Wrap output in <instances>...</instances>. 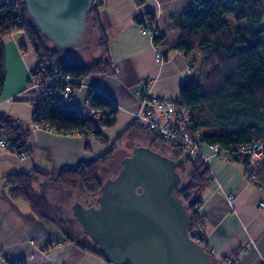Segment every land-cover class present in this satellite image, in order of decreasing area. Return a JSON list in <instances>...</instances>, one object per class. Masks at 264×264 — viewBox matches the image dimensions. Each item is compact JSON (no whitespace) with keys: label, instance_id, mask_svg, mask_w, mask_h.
<instances>
[{"label":"trees","instance_id":"16d2710c","mask_svg":"<svg viewBox=\"0 0 264 264\" xmlns=\"http://www.w3.org/2000/svg\"><path fill=\"white\" fill-rule=\"evenodd\" d=\"M135 1L139 5L145 2ZM102 2L95 0L96 4L88 15L86 31L72 48L77 50V45L85 43L83 47L86 48L95 46L98 55L77 60L64 58L61 49L50 44L26 12L22 0H0V96L6 77L4 39L12 33L21 32L37 59L32 71L44 77H52L53 69L59 73V81L56 79V82L47 84V95L42 91L34 93L27 90L32 96V126L57 134L92 136L100 145L107 146V149L88 162H81L74 167H62L54 179L36 169L8 174L3 178L7 194L11 199L23 200L38 220L57 229L59 237L46 242L42 246L43 251L58 244H73L81 251L91 252L111 264L97 253L92 241V245L86 243L85 235L81 237L78 234L75 217L70 214L72 204L68 210L57 201L47 198L49 188L62 192L66 203H70L76 191L77 195L94 199L100 194L103 184L100 170L110 165L123 137L128 138L134 130L142 128L149 147L169 151L170 158L174 160L183 158L177 168L182 177L181 183L174 195L186 205L188 228L192 237L193 233L199 234L200 226L204 225L197 194L208 185L210 178L207 167L198 157L184 155L178 147L156 137L137 121L128 125L112 141L108 140L102 130L115 126L118 108L102 91L90 89L86 97V105L90 109L101 111L97 120L84 117L82 109L67 105L56 97V93L64 88L60 80L66 77L78 82L94 74H114L108 36L99 20ZM263 15L264 6L256 0H191L177 18L176 50L193 59L199 57L201 76L198 85L180 87L178 97L189 113L192 131L200 132L206 144H217L228 149L264 142ZM146 20L149 26L155 22L153 14H147ZM138 22L142 24V21ZM160 38V35L154 36L153 43L156 44ZM78 87L75 84L72 86L71 98ZM29 134L28 126L0 112V139H6L16 155L24 154L25 158L31 155L27 146ZM235 161L244 165L249 181L256 180L257 185L264 187V159L256 164L251 163L247 157ZM38 179H42V182L35 188L33 183ZM203 239L197 241L207 250ZM210 258L214 264H229L211 253ZM11 262L16 264V260ZM17 264L23 263L17 260Z\"/></svg>","mask_w":264,"mask_h":264},{"label":"crops","instance_id":"0c3cea01","mask_svg":"<svg viewBox=\"0 0 264 264\" xmlns=\"http://www.w3.org/2000/svg\"><path fill=\"white\" fill-rule=\"evenodd\" d=\"M256 1L264 6V0ZM190 2L145 0L139 5L135 0H103L99 20L108 36L114 74L84 78L70 106L83 109L90 89L105 93L118 108L115 126L102 130L108 140L112 141L136 121L132 113L138 106L136 91L143 80L152 79L151 94L162 98L178 97L180 87L190 88L200 83V60L176 50V21ZM147 14H153L161 36L156 44L139 28V20L147 24ZM261 24L264 26V15ZM154 49L162 52V62L156 60ZM4 51L6 77L0 112L28 126L27 146L31 155L21 159L8 145L0 146V264L13 260L16 264L17 260L23 264H77L82 252L71 245L42 250L46 242L59 237L57 229L38 220L23 200L11 199L3 178L11 173L36 169L54 179L62 167L88 162L107 146L100 145L92 136L57 134L33 127L32 96L24 89L30 70L37 64L36 56L21 32L5 38ZM141 136L149 146L145 132ZM210 169L214 178L197 194L207 250L227 262L237 259V264H264V204L261 205L264 187L257 185L255 179H247L242 163L216 158L211 161ZM40 181L42 179L34 181L37 187ZM228 195L233 196L232 202L227 199ZM95 260V264L106 263L100 257Z\"/></svg>","mask_w":264,"mask_h":264},{"label":"water","instance_id":"95a60500","mask_svg":"<svg viewBox=\"0 0 264 264\" xmlns=\"http://www.w3.org/2000/svg\"><path fill=\"white\" fill-rule=\"evenodd\" d=\"M28 15L55 48H74L86 31L95 0H24ZM174 160L136 147L106 179L95 205H71L97 253L111 264H214L191 237L186 205L174 195L181 183Z\"/></svg>","mask_w":264,"mask_h":264},{"label":"built area","instance_id":"2783aa9c","mask_svg":"<svg viewBox=\"0 0 264 264\" xmlns=\"http://www.w3.org/2000/svg\"><path fill=\"white\" fill-rule=\"evenodd\" d=\"M22 1L25 7V2L24 0ZM139 28L143 34H146L152 40V43L153 37L159 35L156 24L149 26L142 23L139 25ZM154 55L157 61L162 62L164 60L162 52L158 49H154ZM52 73V77H44L42 74H35L30 70L27 82L28 86H25L26 92L27 90L34 93L42 91L44 95H47L49 93L46 90L47 84L56 82V79L59 81L57 69H53ZM83 80L84 78L75 82L69 77L61 79L60 82L64 83V88L56 93V97L65 104L70 105L72 86L74 84L78 85L79 89L83 86ZM152 82V79L143 80L136 91L139 108L132 113L134 119L144 123L156 137L169 145L178 147L184 155L198 157L210 171V179L214 178V174L210 169V163L213 159L224 158L234 161L247 157L250 162L253 161L255 163L264 157V142H256L250 146L228 149L221 148L217 144L204 143L202 141L203 135L198 131H192L191 118L181 99L179 97L162 98L153 96L150 90ZM82 112L84 117H91L95 120L101 115V111L90 109L89 105H85ZM6 145H8L7 140L0 139V146ZM17 156L21 159L25 158L24 154H17ZM252 178L255 177L253 176ZM227 199L232 202L233 196L228 195ZM263 204L261 203V205ZM199 231V234L193 233L192 235L195 240L205 238L204 225L200 226ZM237 262V259L228 261L229 264H237ZM8 264L13 263L9 262Z\"/></svg>","mask_w":264,"mask_h":264},{"label":"rangeland","instance_id":"374dc122","mask_svg":"<svg viewBox=\"0 0 264 264\" xmlns=\"http://www.w3.org/2000/svg\"><path fill=\"white\" fill-rule=\"evenodd\" d=\"M231 26L233 28L234 27V24L232 23ZM262 39L264 40V37H262ZM48 41L50 42V44H52V42L49 39H48ZM84 45H85V43H84ZM84 45H77V50H74V49L69 48V47L66 50H61L62 51V54H63V57L64 58H68V59L83 60L84 58L98 55V51H97V49H96L95 46H93L94 48L93 47L92 48H86V47H83ZM194 59L195 60H199V57H195ZM138 106H139V100H138ZM138 106H137V108L134 111L138 110V108H139ZM137 122L144 129L150 131L149 128L144 123H142L140 121H137ZM144 131L145 130H143L142 128H139V129L134 130L133 131L134 133H132L131 136H129L128 138H126V137L124 138L123 137L122 141L117 146V152H116L115 156L113 157L110 165H108V166H106V167H104L103 169L100 170V177L102 178L103 182L106 179L112 178V177H114L117 174V172L122 167L123 161L128 156H130L132 154L133 150L136 147H149V146H146L147 143L145 141V138L143 136H141ZM149 148L152 149V150H154V151H156V152H158V151L159 152H162V153H164L168 157H170V155H171L170 152L167 151V150L166 151H161L159 149H156L155 150V148H151V147H149ZM263 159H264V157L261 160L257 161V162H260ZM225 160H227V159H225ZM257 162L254 163L253 161H251V163H253V164H256ZM208 173L210 174V171L209 170H208ZM34 187L35 188H38L37 185H36V183H34ZM77 194L78 193L76 191L72 195L71 201L74 200L72 203H71V201H70V203H69V201H67V203H66V201H64L65 198H64L62 192L57 191L55 188H49V191H47V198L49 200H51V201H57L59 204H62L65 207V209H68L69 210V206L71 204L75 203V202H80L84 206H87L88 204H91V203H92V205H95V198L100 195L99 194L98 196L94 197V199H92L91 197H87V196L82 195V194L81 195H77ZM61 201H63V203H60ZM70 214H72V211H70ZM75 227L77 229L78 234L81 237H83L84 234L82 232L81 225L76 220V218H75ZM84 237H85L84 238V241L86 243H91V245H92L91 238H89L87 235H85ZM203 240L205 241L206 240V237ZM31 243H33V241ZM58 245H66V244H58ZM58 245H56V246H58ZM67 245H71V246L75 247L77 250H80L76 246H74L73 244H67ZM46 251H48V250H46ZM81 252H82V254H81L82 257H81V259L78 262H76L77 264H95L96 261H97L95 259H99L98 256L92 254L91 252H87V251H81ZM100 261H101L100 263H104L103 260H100Z\"/></svg>","mask_w":264,"mask_h":264},{"label":"flooded vegetation","instance_id":"af4514ba","mask_svg":"<svg viewBox=\"0 0 264 264\" xmlns=\"http://www.w3.org/2000/svg\"><path fill=\"white\" fill-rule=\"evenodd\" d=\"M93 201V200H92ZM92 204V203H91Z\"/></svg>","mask_w":264,"mask_h":264}]
</instances>
